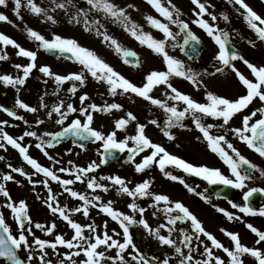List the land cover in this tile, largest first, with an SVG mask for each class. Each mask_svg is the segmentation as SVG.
Here are the masks:
<instances>
[{
  "label": "snow or ice",
  "instance_id": "6c2138e0",
  "mask_svg": "<svg viewBox=\"0 0 264 264\" xmlns=\"http://www.w3.org/2000/svg\"><path fill=\"white\" fill-rule=\"evenodd\" d=\"M146 2L159 14V17L163 18L160 19L151 14L144 17L151 28L162 34V38H156L132 19L128 9L135 8L133 4L121 6L115 0H84V6H81L79 0H49L48 7H44L36 0H26V3L23 0H12V11L18 19L23 20L21 9L26 7L33 15L41 18L42 22L56 24L58 20L54 14L57 10L62 11L68 17L69 23L81 24L84 31L94 32L96 36L101 37L102 42L114 49L122 57L124 63L140 67L138 53L125 47L116 37L109 34L105 22L111 21L113 24H119L140 45L146 46L161 56L165 69L148 72L144 82L138 86L106 62L95 50L82 45L77 39L58 33H52L51 38H48L40 31L25 24L26 36L37 42L38 48L49 53L68 54L67 59L81 66L78 72L59 74L53 72L48 65L37 64V51L26 49L16 39L0 32V61L9 59L7 46L16 49L17 56L28 60L26 64H14L16 73L0 74V83L14 88L17 92L13 108L0 105V111L27 125L29 121L25 116L19 115L14 110L15 108L34 114L45 109L47 118L51 119L55 115V123L61 126L60 131L46 133L49 139L44 140L33 130H26L21 136L14 137L4 130L5 126H9V121L0 120V149L6 151L7 147L11 146L34 170V172H28L23 167H15L9 163L7 167L10 171L0 175V197L3 198L0 202V259L4 260L5 264H170V258L167 255L160 260L156 256L146 255L138 247L130 231L134 225L142 226L146 233L157 240L160 245L171 247L178 258V264H245L246 256L253 258L255 264H264V247H261L264 245V230L255 227L252 223H246V227L257 237L253 246L244 244L238 232L221 228L220 231L230 241L226 245L215 234L208 231L203 221L182 201H173L167 194L153 192L151 190L153 179H144L132 185L130 180L120 175H101L99 178L92 175L101 165L108 163L109 158H116L118 153L126 152V159L134 164L135 172L143 173L156 166L164 177L179 182L188 192L194 193L208 204L212 203V198L207 194V188L204 191H197L185 181L183 176L175 175L168 170L169 166L200 177L208 185L231 186L240 190L247 188L248 190L242 193L245 202L243 205L231 199H229V204L239 213L264 217V205L257 208L251 203L253 194L264 193V188L248 187L247 184L248 181L256 179L254 175L256 172H259L260 177H264V168L244 156L228 139L231 135L260 157H264V65L250 62L236 48L230 47L231 34L214 23L218 16L209 11V8L215 7L209 0H192L196 6L193 9L196 18L192 20V23L204 30L217 45V52L213 56L214 70L208 72L205 69L203 73L197 72L168 51V48H179L189 59H192L202 43L196 33L191 30L189 22L181 18L183 15L181 9L173 0H146ZM8 3L9 0H0V6L7 7ZM228 3L232 4L243 16L248 28L254 33L255 39H248V44L256 47L257 41L264 43V16L254 10L246 0H228ZM205 15L210 17L213 23L205 19ZM220 17L224 21L229 20L226 13H221ZM0 22L14 23L4 12H0ZM172 26H175L178 31H174ZM189 48H191V53L188 52ZM237 60L247 66L252 78L236 67L234 62ZM34 69L55 81L57 90L53 95H59L60 86L65 82H72L68 92L75 95L91 76L97 82L105 83L108 86V94L113 97L135 94L149 101L166 114L162 127L156 119H151L149 123L160 128L162 134L169 140L176 139L172 129L187 127L184 121L190 117L195 128L201 133V136H197L196 139L198 141L202 139L208 149L218 155L228 167L230 175L224 174L220 168L195 165L170 153L162 144L154 142L146 134L147 124L140 123L132 111H127L124 116L116 119L113 129L109 132L93 127L94 113H111L113 110L123 109V105L115 101L105 102L102 105L95 102L85 104V101L90 99L85 92L79 96L80 107H76L71 102L65 103L63 99L49 106L45 103L43 96L40 97L38 106L30 105L19 98V92L26 85ZM228 69L235 73L245 89L244 94L235 99L208 90L203 80L204 74L214 76ZM172 77L183 78L196 89L203 87L205 89L203 101H197L191 95L179 90L171 82ZM44 83H47V80ZM161 85L164 86L162 95L167 97V100L151 94ZM44 95L46 96L47 93ZM257 99L262 106L243 114L240 126H232L230 122L234 117L244 113ZM168 100L173 103L169 104ZM76 113L79 115L69 122V117ZM206 117L220 121V123H206ZM132 122H136L135 132L119 138L118 132H127ZM43 123L44 120L40 118L35 121L36 125ZM213 129H218L219 134H213ZM68 136L83 141L99 142L100 148L97 150L101 157L99 162L91 161L87 166H79L69 161L71 167L50 168L42 165L30 155L31 145L23 143L25 137H35L38 141L35 147L40 149L49 160L60 163L49 154L47 148ZM79 147L84 149L85 145L79 144ZM146 150L147 154L141 156ZM137 156H141L139 162L136 161ZM3 159L4 157L0 156V160ZM14 173L24 177L32 185L33 192L37 184H42L47 189L46 197L37 196V199L43 202L53 216L65 222L72 230L70 238L63 233L56 232L58 225L55 220L46 223L34 221L27 200L13 198L7 182L23 183L16 179ZM58 173L67 174L70 178H64ZM39 174H42L45 179L34 180L33 176ZM105 180L109 183H101ZM50 181L57 182L62 192L55 193L50 186ZM77 182L84 183L86 189L91 192L76 190L73 186ZM111 188H115L118 195H126L130 198L127 207L131 210V214L115 208L113 206L115 201L105 202L99 194H96L97 190L108 193ZM65 193L70 198L79 201V205L74 207H69L68 204L62 205L59 195ZM143 198L151 201L147 207H142L137 202ZM212 207L224 214L229 221L243 219L242 216L215 204H212ZM92 208L99 209V212L117 222L121 231L112 229L109 232L107 221H103L102 225H97L94 220L82 224L74 219L77 213L89 217ZM148 208L153 209L154 217L158 213H163L166 222L153 227L144 215ZM5 209L8 210L16 224L15 233L7 221ZM137 216H139L138 219ZM178 222L180 225L187 224V227H178ZM35 229L43 232L45 236H53L54 239L37 236ZM163 231L167 234H162ZM61 248L66 251L61 252ZM129 248L131 251H127ZM21 250L25 252L24 257L20 256ZM110 250H114L115 255L110 254ZM218 251H222L225 255L217 254ZM50 256H55L56 259L53 260Z\"/></svg>",
  "mask_w": 264,
  "mask_h": 264
},
{
  "label": "rangeland",
  "instance_id": "374dc122",
  "mask_svg": "<svg viewBox=\"0 0 264 264\" xmlns=\"http://www.w3.org/2000/svg\"><path fill=\"white\" fill-rule=\"evenodd\" d=\"M23 2L26 3V0H23ZM36 2L39 3L41 6L48 7L49 0H36ZM79 2L81 6H84V0H79ZM115 2L121 6H127L128 4L135 5V8L128 9L132 19L135 20L138 24L142 25L145 31L151 32L156 38H162V34L158 30L151 28V26L146 22L144 18L146 15L151 14L153 16H156L157 18L163 19L162 17H159V14L155 12V10L146 2V0H115ZM173 2L176 4V6L179 9H181L183 13L181 18L189 22L191 30L194 33H196V35L200 38L202 43H201V55L197 61L187 60L182 54V52L179 50V48L176 49L168 48L169 53L184 61V63L187 66L193 68L197 72L203 73L205 69H207L208 72H212L214 70L213 56L217 52V45L212 41L210 37L207 36L204 30L199 28L196 24L192 23V20L196 18L193 13V9L196 6L192 3V0H173ZM209 2L215 6L214 8H209V11L214 12L218 16L217 21H215L214 23H216L219 26V28L228 31L231 34V39L234 42L235 46L237 47V50L242 55H244L245 58H247L250 62L257 65H264V43L257 41L256 47H252L248 44L247 40L255 39V36L254 33L248 28L246 22L243 19V16L236 11V8L232 4L228 3V0H209ZM246 2L249 3L250 6H252L253 9L256 10L260 15L264 16V0H246ZM12 8H13L12 0H9L7 7L0 6V12H4L5 14H7L9 18L14 22L13 24L0 22V32H4L10 37L16 39L19 43H23L22 40L24 38H27V36L21 37L20 35H18L19 34L18 31L25 32L24 26L25 24H27L28 26H31L32 28L40 31L43 35H45L48 38H51L52 33H58L65 37H73L77 39L78 42L81 43L82 45L95 50L106 62H108L111 66H113L126 78L134 82L138 80L139 84L143 83L141 80L144 79V76L148 72L152 70L165 69V64L161 56L155 54L146 46L140 45L134 38H132L127 32H125L119 24H113L111 21L105 22L109 34L116 37L125 47H128L138 53L141 62L139 69L131 70L127 68L124 65V63H122L120 56L114 51V49L109 48V46L106 43L102 42L101 37L96 36L94 32L90 33L84 31V28L81 24L69 23L68 17L62 11L57 10V12L54 14L58 20V23L51 24L47 22H42L41 18H38L37 16L33 15L26 7H22L21 9V15L23 17V20H20L14 14ZM221 13H226L229 16V20L224 21L223 18L220 17ZM204 18L208 19L210 23H213L210 20V17H208L207 15H205ZM172 27L174 31H178L175 26ZM6 51L8 53L9 59L6 61V63H0V74L15 72L14 68L11 66L12 64H10V63H17L16 62L17 55L14 54L15 49L12 46H7ZM39 59H42V57H39ZM234 63L236 67L243 74H245L249 78H252L250 74V70L247 68L246 65H244L239 60L235 61ZM51 64H52L51 69L59 74H68L73 71H77L79 67V64L72 65L70 63L59 62V61L58 63L52 62ZM89 79H91L90 76L88 77L87 81H90ZM203 80L204 83L207 85L208 90H211L217 94L224 95L233 99L237 98L241 94H244L245 92V89L240 84L235 73H233L230 69L226 70L224 73H219L214 76L204 74ZM44 81H45L44 79L37 81L40 82L38 88L39 93L43 96H45L44 94L47 93V90L48 92L52 91L51 84L44 83ZM171 82L179 90L183 91L186 94L191 95L197 101H201V102L203 101L204 92H205V89L203 87H201L200 89H196L189 81L178 77H172ZM46 87H48V89H46ZM2 92L5 93V96L1 95ZM53 92H55V90H53ZM154 92H156L157 98L167 100V97L162 95V93L164 92L163 85L155 88L151 94H153ZM15 95H16L15 89H13L12 87L7 88V86L0 83V104H3L4 106L7 107H13L15 104V99L17 98V96ZM95 96H96L95 99H93V101L91 100V103L95 102L98 105H102L105 102L111 103L115 101L123 105L122 110L120 111L113 110V116H112L113 122L116 119L124 116L127 111H132L138 117V121L140 123L147 124L146 133L147 134L150 133L152 138L155 140L154 142L162 144L170 153L176 155L178 154V152H180L188 159L189 162L195 165H207L209 167H215V168L226 166L225 164L222 163L223 161L218 157V155H216L213 152H209L210 150L208 149L206 143L202 139L199 141L196 139L197 136H201V133L195 128V126H192V119L190 117H187L184 121L187 127L172 129V132L174 133L176 139L169 140L167 137H165L162 134L160 128L149 123L151 119H156L160 122L162 127L163 122L166 119V114L164 113V111L162 109L153 111L154 110L153 105H151L149 101L139 96H136L135 94H128V95L124 94L113 97L109 95L107 91L103 95L97 93L95 94ZM72 97L73 95H67L65 90H61L59 91L58 96L51 95V98L48 100V102H46L45 99L44 101L45 103L49 104V106H51L54 103H56L59 99H63L65 103L73 101L74 99ZM21 99H23L25 102L29 103L32 106H38L40 97L25 93L23 94ZM168 103L171 104L173 102L168 100ZM260 106H262L261 102L258 99L255 100L253 104H251L249 108L245 110L244 113L238 114L237 116L234 117V119L232 120L234 121L233 122V124H235L234 126H240L243 114H247L251 110ZM178 107H182V105H178ZM45 113H46L45 109H41L38 113L35 114L23 111L25 118L29 121V124L24 125V129L25 130L30 129L36 131L39 136L44 138V134L46 131H50L58 128L59 125L55 123V119H56L55 115L53 116V118L49 119L47 118ZM93 115H94L93 126H97L104 131L105 129L103 127V122H102L103 117H99L101 116V114L97 112V114L94 113ZM37 118L44 120V123L40 125H36L35 121ZM96 120L97 122H95ZM232 121L230 122V124L232 123ZM205 122L216 123V124L220 123V121H214L212 118L209 117L205 118ZM10 124H13V122L10 121ZM113 127L114 124L108 126L106 132L111 131ZM135 127H136V122H132L131 124H129L127 132L124 133L133 134L135 132ZM213 134H219V130L213 129ZM118 137L122 138L121 136ZM228 139L234 144L236 148L239 149V151L244 156L251 158L253 163L257 164L261 168H264V157H260L253 150L247 148L245 144L238 141L235 137L230 135ZM97 149H99V146H97V144L90 145L85 149H80L76 146L71 145L70 143H67L65 145H60L58 147H54L51 149L47 148L49 154L55 157L56 160H59L60 163H56L55 160H49L48 157H46L43 154V152L36 147L35 148L30 147L29 153L35 159H37L42 165L50 168L58 169L62 166L71 167V165H69L68 163L69 161H72L74 165H79V166H87V164L90 163L91 161L99 162L100 155ZM9 153H11L14 156V158L18 160L17 150L10 148ZM144 154H147V150L145 153H142L141 156ZM4 155L6 154L4 153ZM125 156H127L126 152L122 154V157ZM141 156L136 157L137 162H139ZM18 157L20 159V165L23 166L24 160L20 155ZM225 168L229 172L228 167L226 166ZM168 170L172 171L173 174L175 175L177 174L179 175V173L177 172L178 169L176 168H172L171 166H169ZM30 172H34V170L31 169ZM58 174L63 176L64 178H70L67 176V174L64 173H58ZM92 175L97 176V178H99V176L101 175L103 176L120 175L121 177H125L128 180H130L132 182V185L141 182L144 179L151 178L153 179V185L151 188L153 192L167 194L171 198V200L175 201V181H172L169 178L164 177L163 173H161L158 167L156 166H153L150 172L145 171L143 173H137L135 172L134 164H132L131 162H129V164L127 165H123L122 163L118 162V164L111 165L106 168L100 167L95 173H92ZM35 176H36L35 180H40L38 178L40 176L38 175ZM255 176L256 179L252 181L253 182L257 181L258 185L264 188V177H260L259 172H256ZM43 179L45 178L43 177ZM101 183L108 184L109 182L105 180V181H101ZM50 186L55 193L59 194L62 192V188L57 182L50 181ZM73 187L76 190L82 192H88V193L91 192V190L86 189V185L84 183L77 182ZM17 193L19 194L20 199L27 200L30 206V214L34 221L46 223L55 220L58 225L56 232L63 233L68 238L71 237L72 230L66 225V223L60 219H57L56 216H53L50 213V211L47 209V207L43 204V202L37 199V196L46 197L47 195V189L42 184H37L35 186V192H33L32 185H28L27 183H22L20 184L19 191ZM96 194H99L105 202L108 200L115 201L113 205L115 208L125 213L131 214V210L127 207L128 203H130V198H128L126 195L123 196L118 195L115 191V188H111L108 193L97 190ZM59 200L62 205L68 204L69 207L78 206L80 203L79 201L70 198L66 193L63 195H59ZM137 202L142 207H147V205L151 203V201L147 198L139 199ZM161 207H163V205H161ZM152 212L153 209L148 208V210L145 212L144 215L145 218L153 227L158 226V224L161 222H166L163 213H158L157 216L154 217L152 215ZM90 213H91V216L89 217L90 222L94 220L97 225H102V223L100 224L98 223L101 221V219H98V216L100 214L98 213L97 208H92L90 210ZM136 218L138 219L139 216H137ZM74 219L78 221L77 214H75ZM104 221L108 222L109 232H111L112 229L121 231L118 223L112 221L110 217H108L107 220ZM12 224L13 227L16 229V224L13 222ZM263 227L261 225L259 229L262 230ZM15 229L13 230L15 231ZM130 231L133 233L134 240L135 237H137V239H139L141 245L144 248L148 247V251L150 250L149 249L150 242L157 241L151 235L147 234L142 226L134 225L131 227ZM35 233L37 236H40L41 238L50 239V240L54 239L53 236H45V234L38 229H35ZM162 234L166 235L167 233L166 231H163ZM248 235H249L248 231L244 232L245 237H247ZM174 238H175V234H174ZM244 240H246V238H244ZM245 242L247 243V241ZM254 242L255 241L253 242L249 241L250 245H254ZM60 251L63 252L62 248L60 249ZM20 254L22 255V257H24L25 252L21 250ZM50 258L53 260L56 259L55 256H50ZM244 259H245V264H255L253 258L251 257ZM0 264H4V263L0 262Z\"/></svg>",
  "mask_w": 264,
  "mask_h": 264
},
{
  "label": "flooded vegetation",
  "instance_id": "af4514ba",
  "mask_svg": "<svg viewBox=\"0 0 264 264\" xmlns=\"http://www.w3.org/2000/svg\"><path fill=\"white\" fill-rule=\"evenodd\" d=\"M18 35H20L21 37L22 36H26L25 32H22V31H20ZM22 41H23V43H20V44L23 47H25L26 49L37 51V53H38L37 64L38 65H48V66L51 67L52 66V64H51L52 62L57 63V60L52 61L48 55H46L45 53L41 52L38 49V46L35 43V41L31 40L28 37L24 38ZM16 51L17 50L15 49L14 54H16ZM39 57H42V59H39ZM16 62L17 63H21V64H26L28 62V60H27V58L17 56ZM0 63H6V61H0ZM10 64H12L11 66L14 68V64L15 63H10ZM80 68H81V66H79V71H80ZM14 70H15L14 73H16L17 70L15 68H14ZM55 73H57V72H55ZM42 79L47 80V83H50L51 86H52L51 87L52 91L48 92V90H47V95L46 96L41 95L39 93V89H38L39 85H40V82H37V81H40ZM89 80L90 81H87L86 84L84 86L80 87L78 89L77 93L75 95H73L72 98L74 100L70 101L76 107H80L79 96L82 95L85 92L87 94H89L88 96H90V99L88 101H86L85 104L91 103V100L93 101V99H95V97H96L95 94L98 93V94L103 95L104 93H106V91L108 92V86L105 83H100V82L94 81L93 78H91ZM71 83L72 82H65L63 85L60 86V90L59 91L65 90L67 95H72L70 92H68V89L71 87ZM8 87H10V86H7V88ZM46 89H48V87H46ZM53 90H55V92L57 90V85H56L55 81L52 78L45 77L38 70L34 69L33 73L31 74V76L27 80L26 85L21 88V90L19 92V98H22L23 94L28 93V94L33 95V96H38V97L43 96L44 99L46 100V102H48V100L51 98V95H53V93H54ZM1 95L5 96V93L2 92ZM152 95L157 97L156 96V92H154ZM15 96H17V92H16ZM0 105H3V104H0ZM158 109H160V108L158 107ZM14 110L17 111V113L19 115H23L24 116V114H23L24 110L18 109V108H15ZM154 111H155V109H154ZM76 115H79V113L73 114L72 116L69 117V119H73ZM101 115L103 117V121L102 122H103V127L105 129L104 132H106L107 127L110 126V125H113V119H112L113 114H109V116H108L107 113H102ZM104 115H107L108 118L105 117ZM81 119H82V117H81ZM0 120H8L9 121V126H5L4 130L7 131L9 134H11L14 137H19L26 131L24 129V125H26V124H24L23 121L16 120L13 117H9L3 111H0ZM10 121L13 122V124H10ZM95 122H97V120ZM99 122H100V119H99ZM233 122L234 121H232L231 125L234 126L235 124H233ZM95 128L100 129L97 126H95ZM27 130H30V129H27ZM50 131H46L45 133H49ZM118 133H119L118 136H121L122 138L125 135L129 134V133L126 134L123 131L118 132ZM23 143L26 144V145H31V148H33V147H35V145L37 143V140H36L35 137H25ZM67 143L68 142H65V143L59 144V145H57L55 147H58L60 145H65ZM97 143L100 146L99 142H97ZM10 148H12V147L8 146L6 151L3 150V149H0V156L4 157L3 160H0V175L10 171V169L7 167V165L9 163H11L15 167H21L20 166V159H18V157H17L18 160H16L14 158V156L11 153H9V149ZM209 152H211V151H209ZM4 153L6 155H4ZM177 155L179 157H181V158H184L185 160H188L180 152H178ZM225 167L221 166L220 167L222 169L221 171L224 174H226V175H230V172H228ZM27 169H28V167H27ZM255 174L256 173H254V175ZM13 175H15L17 180H20L23 183H27L28 185H31V184L28 183V181L24 177L20 176L19 174L14 173ZM181 175L183 176V173H181ZM38 178L40 180H43L41 177H38ZM33 179L35 180L36 176H33ZM253 183H255V184H253ZM247 184H248V187H259L257 181H254V182L253 181H248ZM189 185L194 187V188H196L197 191H204V189L207 188L208 189V193L207 194L209 196H211L212 203L211 204L205 203L201 198L196 196L194 193L188 192L187 189L183 185H181L179 182H176V181H175V201L176 200L182 201L186 206H188L189 209L195 215H197V217L201 221H203L204 226L206 227V229L208 231L212 232L213 234H215L217 236V238L220 239L226 245H228L230 243V241H229V238L226 237L220 231L221 228H225V229H228V230H231V231L238 232L240 234L242 242L244 244L249 245V246H253V245H250L249 241L253 242V241H255L257 239V237L255 236L254 233L251 232L250 229H248L246 227V223H252L257 228H259L261 225L263 227V225H264V217H261L259 215H245L243 213H239V211L237 209H233L231 207V205L229 204V199H231V200L235 201L236 203H238L240 205H243L245 202L243 200L242 193H243V191H247L248 190L247 188H245L243 190L235 189L234 190V192H235L234 195H232L231 197H223V196H217V195L213 194L211 192V190H210V185H208L207 182L204 181L203 179H197L196 180V184H189ZM7 187L9 189V191L11 192L13 198L16 199V200H19L20 196H19V194L17 192L19 191L20 184H16L14 182H7ZM2 200H3V198L0 197V202H2ZM251 203L253 204V206L258 208V207L264 205V199L261 200L258 203H255L254 199H251ZM212 204H215L218 207H222V208L226 209L227 211L236 213L237 215L242 216L243 219L242 220L229 221L224 216V214L216 211V209L212 207ZM5 215L7 217L8 223L12 226V229H15L13 227V224H12V222L13 223H15V222H14L12 216L9 214L8 210H6V209H5ZM90 216H91V213H90L89 217ZM77 217H78V222H80L82 224L90 222L89 217H84L83 215H81L79 213H77ZM98 219H101V221L98 222L100 224L104 220H106V215L105 214H101V215L98 216ZM177 226L178 227H187V224L180 225L179 222H178ZM262 230H264V227L262 228ZM246 231H248V234L250 236L249 235L247 237L244 236V232H246ZM14 233H15V231H14ZM244 238H246V240H244ZM245 241H247V243ZM135 242L137 243L138 247L146 255H148V256H156L160 260H163L165 258V256L167 255L170 258V264H178V258L175 255V253H174V251H173V249L171 247L160 245L159 242H157V241L156 242H150V248H149L150 250L148 251V247L144 248L141 245L139 239H137V237H135ZM251 244H253V243H251ZM261 246L263 247L264 245H261ZM64 250H66V249H64ZM127 251H131V248H129ZM170 251H172V252H170ZM110 254L115 255V251L114 250H110ZM217 254H219L221 256L225 255L224 253H222V251H218ZM245 258H249V257L246 256Z\"/></svg>",
  "mask_w": 264,
  "mask_h": 264
},
{
  "label": "water",
  "instance_id": "95a60500",
  "mask_svg": "<svg viewBox=\"0 0 264 264\" xmlns=\"http://www.w3.org/2000/svg\"><path fill=\"white\" fill-rule=\"evenodd\" d=\"M42 50H43V49H42ZM43 51H45V50H43ZM45 52H47V51H45ZM188 52L191 53V48L188 49ZM47 53H49V52H47ZM49 54L52 55L53 57H58V56H64V57H67V56H68V54H63V55H61V54L56 53V52L49 53ZM193 55L195 56V58H197V56L199 55V51H198L197 53L193 54ZM68 138H72L73 141L77 140L76 142H78V143H80V144H85V141H83V140H80V141H79L76 137H72V136L63 137V138H61V140H66V139H68ZM61 140H60V141H61ZM82 141H83V142H82ZM118 155H119V153L117 154V156H118ZM114 159H115V158H109L108 163H106L105 165L109 164V162L114 161Z\"/></svg>",
  "mask_w": 264,
  "mask_h": 264
}]
</instances>
